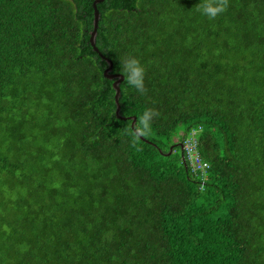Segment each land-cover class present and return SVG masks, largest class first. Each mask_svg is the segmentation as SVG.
Returning <instances> with one entry per match:
<instances>
[{"label":"trees","instance_id":"trees-1","mask_svg":"<svg viewBox=\"0 0 264 264\" xmlns=\"http://www.w3.org/2000/svg\"><path fill=\"white\" fill-rule=\"evenodd\" d=\"M93 3L0 0V264H264V0L99 2L120 116Z\"/></svg>","mask_w":264,"mask_h":264},{"label":"clouds","instance_id":"clouds-1","mask_svg":"<svg viewBox=\"0 0 264 264\" xmlns=\"http://www.w3.org/2000/svg\"><path fill=\"white\" fill-rule=\"evenodd\" d=\"M227 7L228 0H198L196 10L200 13V15L208 18L209 20H213L218 15L224 13L227 10ZM121 64L125 86L128 89H134L137 93L142 94L145 90L144 77L146 71L143 64L138 58L131 55L123 58ZM156 115L157 113L151 108L144 110L142 115H140L138 122L135 124L134 130L130 131L128 134L134 137L148 134Z\"/></svg>","mask_w":264,"mask_h":264},{"label":"water","instance_id":"water-1","mask_svg":"<svg viewBox=\"0 0 264 264\" xmlns=\"http://www.w3.org/2000/svg\"><path fill=\"white\" fill-rule=\"evenodd\" d=\"M102 0H94V3H93V6H94V19H93V24H94V27L92 29V31L90 32V41H91V44L94 48L95 51H98L99 54H101V56L103 58H105V60L107 61L108 63V67L104 70V76L109 78V79H112L113 80V87L116 91V94H115V100H116V105H117V108H116V113L119 115V112H120V103H119V97L121 95V89H120V83L121 81L124 79V76L123 74L121 73H113L112 72V68H113V62L110 58L104 56L100 51L99 49L97 48L96 46V36H97V27H98V20H99V12H98V8H97V4L99 2H101ZM135 124V117L133 116V122H132V125L134 126ZM176 145L180 146L181 148V154H182V157H183V160H184V163H186L185 159H184V153H183V143L182 142H178L176 143ZM173 149H174V146L172 145L169 149V151L166 153V155H170L172 152H173ZM186 166V164H185Z\"/></svg>","mask_w":264,"mask_h":264},{"label":"built area","instance_id":"built-area-1","mask_svg":"<svg viewBox=\"0 0 264 264\" xmlns=\"http://www.w3.org/2000/svg\"><path fill=\"white\" fill-rule=\"evenodd\" d=\"M198 142V130L193 129L183 141V153L192 172L195 175H201L202 180H204L207 177V170L210 168V164L203 160L199 151Z\"/></svg>","mask_w":264,"mask_h":264},{"label":"rangeland","instance_id":"rangeland-1","mask_svg":"<svg viewBox=\"0 0 264 264\" xmlns=\"http://www.w3.org/2000/svg\"><path fill=\"white\" fill-rule=\"evenodd\" d=\"M181 133H182V127H180V128L178 129V131H177V136H179ZM177 136H176V138H177ZM176 138H175V139H176Z\"/></svg>","mask_w":264,"mask_h":264}]
</instances>
